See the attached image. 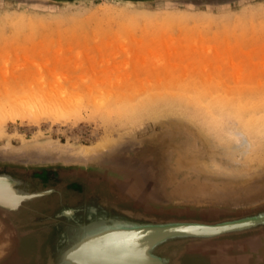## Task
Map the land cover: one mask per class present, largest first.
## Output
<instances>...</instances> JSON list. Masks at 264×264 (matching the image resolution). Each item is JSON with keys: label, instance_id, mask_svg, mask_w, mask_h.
Instances as JSON below:
<instances>
[{"label": "rangeland", "instance_id": "obj_1", "mask_svg": "<svg viewBox=\"0 0 264 264\" xmlns=\"http://www.w3.org/2000/svg\"><path fill=\"white\" fill-rule=\"evenodd\" d=\"M35 95L46 107L57 102L79 113L11 115L10 102ZM0 114V147L81 153L117 146L121 158L100 170L127 181L148 204L205 211L206 222L190 218L201 224L245 216L210 212L264 202V0H0ZM117 205L132 210L130 201ZM161 217L153 222H185L179 214ZM164 245L153 253L179 264L183 245ZM254 245L220 255L264 264V247L255 252Z\"/></svg>", "mask_w": 264, "mask_h": 264}, {"label": "water", "instance_id": "obj_2", "mask_svg": "<svg viewBox=\"0 0 264 264\" xmlns=\"http://www.w3.org/2000/svg\"><path fill=\"white\" fill-rule=\"evenodd\" d=\"M43 1L72 3L86 0ZM119 1L146 3L163 0ZM45 147H49V149L42 152ZM51 147L56 148L52 149ZM117 149V146L108 147L106 145H99L92 148H84L83 152L80 153L75 149L61 146H38L33 144L21 145L15 148L0 147V183L9 184L18 190H22L23 187L28 186V183H36L44 188V190L33 191L34 193L31 194L23 192L21 195L22 198H24L22 204L30 203L33 200L45 196L54 195L53 197L55 200H51L48 205V207H50L49 212L47 211L44 213L41 211L35 213L34 216H40V219H42L41 221H43V217L48 218L51 212L57 213L63 211L70 215V220H66L65 226H63V228L67 230L64 234L66 242H61L59 240L60 237L56 239L57 241L55 244L53 240L52 243L54 246L49 253L50 255L46 254L40 258L33 255L32 264H50L52 260L51 256L54 258V264H163L165 262L167 263L168 260L160 256H154L151 251L157 247L164 248V244L167 243L183 245V253L177 257L179 264H217L218 260L223 262L225 259L220 255V251L222 252L225 249V245L227 244L226 241H230V238L227 237L233 235L232 233H235L236 230L226 231L216 235H175L172 229L166 228V226L171 227L170 224H172V222H165L166 219H164L162 222H157L155 224V218H163L161 216L169 214H179L184 218V220L181 221L185 222L188 220L192 222L193 220H190L191 216L199 215V217L202 218L201 222H206L207 219L203 217V214L207 212L200 210L191 211L178 207H157L142 200L138 192L132 189L129 183L125 181L119 183L120 180H117L114 175L100 170L102 164L113 162L121 158L120 154H123V150ZM46 155H49V157ZM59 156H64L66 158H59ZM51 178H54L55 183H57L56 186L48 185L50 184ZM78 181H83L85 185L89 183L93 184L91 191L94 192L92 195L95 198V206L102 208L105 204L108 208L107 212H104L106 215H126L129 218L133 215L140 219L144 218L145 221L154 222L132 223L124 229H115L108 226L95 229L89 226V224L87 225V223L91 221L89 220L87 222H80V226L77 228L78 230L74 233H70L69 226H73L74 224V220L71 219L74 217L73 212L80 205L85 206L87 202H89L85 189ZM47 185L48 189L45 190ZM61 186H63L64 189H70L72 192L62 194ZM72 194L77 195L78 198L73 199L72 196H70ZM109 195L113 197V201H107V198H104ZM82 196L83 201L79 199V197ZM118 197H124L127 201H130L132 210H140L142 212H135L124 207H116L118 206L117 204L123 202ZM114 203L115 206H111V204ZM3 210L6 212L12 211V209L7 210V208L0 206V213L3 214ZM248 213H257V215L260 213L264 214V202L257 204V206L250 209ZM220 215L221 214L218 216ZM223 216L224 215H221L220 217ZM92 221L96 220L92 219ZM54 229H59V226H55ZM114 232L116 234H112L111 241L118 238L120 240H118V242L116 241V243L106 242L108 238L107 234ZM134 232H143L147 237L143 238L137 244H125V241H122L123 238L130 237ZM59 234L61 235L62 233ZM245 235L247 236L243 237L241 241L242 243L253 242L255 245L252 251L256 252L258 248L264 247V223L257 227L256 230L245 233ZM232 242L236 244L238 239ZM168 247L169 246H167V248ZM164 252L166 253V251ZM191 256H194V258L188 259L187 262L183 261V257Z\"/></svg>", "mask_w": 264, "mask_h": 264}, {"label": "bare ground", "instance_id": "obj_3", "mask_svg": "<svg viewBox=\"0 0 264 264\" xmlns=\"http://www.w3.org/2000/svg\"><path fill=\"white\" fill-rule=\"evenodd\" d=\"M36 96V95H35ZM45 96V95H44ZM27 97V96H26ZM21 98L22 100H20V98H17L14 103L10 102L9 105H11L9 108L10 112H13L11 115H13L14 117H18L20 119L25 120L24 118H32V119H38L37 117H39L40 115H44V114H48V111L50 110L49 114L52 113L54 116L56 117H60V115H66L68 113V115H72L73 110L74 112L76 111L75 109H77L78 107H76L75 109L69 106H66L68 104H61V105H56L58 104L56 102L55 106L49 105L47 104V106L49 105L51 108L46 107V105H42V101H40L39 99H34L32 96H28V98ZM40 98V97H39ZM41 99V98H40ZM49 100V98H48ZM45 101V100H44ZM52 101V100H51ZM55 102V101H54ZM47 103H50L49 101ZM60 103V101H59ZM16 104H20V106L17 109H14ZM44 104V103H43ZM5 111V110H4ZM8 111H6L7 114ZM45 112V113H44ZM47 112V113H46ZM78 112V111H76ZM5 113V112H4ZM79 113V112H78ZM77 113V114H78ZM1 116V114H0ZM3 116V115H2ZM1 116V118H2ZM5 116V115H4ZM3 116V117H4ZM8 116V115H7ZM67 116V115H66ZM54 118V117H53ZM3 119V118H2ZM4 120V119H3ZM14 120V119H12ZM14 122V121H13ZM0 123L2 126V122L0 119ZM26 123V122H25ZM5 124V122H4ZM51 182V181H50ZM33 185H35L34 188L30 189L29 191H25V190H18L17 188L15 189L14 186H11L9 184H5V183H0V206L1 207H5L7 208V210H11L9 212H6L3 210V214H5V216L7 217H14L19 215L22 212L25 211H31L34 210L35 208H31L28 207V203L26 204H22V200L24 198H22V193L23 192H28V193H34L33 191H39L41 189L44 190V188L41 187V185L34 183ZM50 185V184H48ZM48 185L45 188V190L48 189ZM39 186V187H37ZM68 191L70 192H66L67 193H71L72 191L69 189ZM52 196H45L36 200H43V202L45 203L43 207L37 208L39 210H44V209H48L50 207H48L49 202H51V200H55V198ZM123 202H125L124 200H126L124 197H119ZM34 201V200H33ZM127 203V200L126 202ZM110 219V221H109ZM113 220V221H112ZM132 223H152V222H140L138 220V218H135V216H131L130 219H113V218H106L103 219L102 221H92L87 223V225L89 224V226H92L93 228H103V227H111V228H127L129 224ZM169 223V222H168ZM264 223V214L260 213L259 215H257V213H253L251 215H240L239 217L233 219V220H229V221H223V222H218V223H214V224H201V223H193V222H172L171 227L170 226H166V228L172 229L173 233L176 235H188V234H200V235H216V234H220L226 231H232V230H236V232L239 231H244V230H248V229H253V228H257L259 226H261ZM156 224V223H155ZM80 225L79 224H75L71 228V233L76 232ZM234 233V232H233ZM112 234H116L114 233H108V238L106 240V242H112V243H116V241L118 242V239L112 240ZM147 236L143 233H132L130 235V237H125L123 238L122 241H125V244L129 243V244H137L138 242H140L143 238H146ZM128 239V241H127ZM155 249V248H154ZM153 249V250H154ZM153 250L151 251V253L156 256V254L153 253ZM152 256V255H151ZM153 257V256H152ZM154 258V257H153ZM54 258H52V260L50 261V264H54Z\"/></svg>", "mask_w": 264, "mask_h": 264}, {"label": "flooded vegetation", "instance_id": "obj_4", "mask_svg": "<svg viewBox=\"0 0 264 264\" xmlns=\"http://www.w3.org/2000/svg\"><path fill=\"white\" fill-rule=\"evenodd\" d=\"M50 181H51L50 185H53V186L57 185V183H55L53 178H51ZM78 182L85 189V191H86L85 193L87 194L89 202H87V204L85 206L80 205L78 208H76L75 211L73 212V215H74L73 218L79 219L80 222H87L89 220L98 218V214H99V216H101V214H103L104 212L106 213L108 208H107V206H105V204H104V206H102V208L95 206V198L93 197V195L91 193L92 192L91 189L93 187H91V185L86 186L82 181H78ZM61 187H62V189H61L62 194L63 193L66 194V190L64 189V187L63 186H61ZM70 196H72L73 199L78 198V196L75 194H72ZM79 199L81 201H83V196L79 197ZM111 200L113 201V197H111V195H109V199L107 197V201H111ZM107 203H109V202H107ZM111 206H115V203L111 204ZM89 209H93L94 211H90ZM105 213L103 215H106ZM210 213L213 214V216H215V217L218 216L219 214L224 215V216L235 217V216H239L240 214L246 215L248 213V211H242V212L211 211ZM90 214H92L94 216V218L90 217ZM229 214H232V215H229ZM73 220L75 221V219H73ZM181 220H184V219L181 218ZM222 220H224V219H222ZM9 222L11 223V221L9 220V218H7V216H5V215L0 216V264H32L33 256L31 258H29L28 251L29 250L43 251L44 250L43 247H45L44 244L41 243V241L43 239L41 240L40 236L27 235V234L26 235L22 234L23 236L20 237L17 234V231L15 230L14 227H13L14 229L7 228V226H8L7 224ZM56 231H57V234L55 235L54 240H56L58 237H60L59 233H62L63 228L59 226V229H57ZM40 232H42V231H40ZM37 235H40V234H37ZM246 236L247 235H245V234H241V235H238L235 239H232V241H235L236 239H238V242L236 244H235V242L227 241L225 248L226 249L232 248V247L241 248L242 246H244V243H242L241 239H243V237H246ZM46 240H48V239H46ZM56 241H54V244ZM49 243L52 244L51 247L54 246V244L52 242H49ZM47 248H48V245H47ZM233 250H235V249L233 248ZM23 251L26 254H23ZM230 260H232V259L226 258L225 260H223V262H220V260H218L217 264H219V262H220V264H230L229 263Z\"/></svg>", "mask_w": 264, "mask_h": 264}, {"label": "crops", "instance_id": "obj_5", "mask_svg": "<svg viewBox=\"0 0 264 264\" xmlns=\"http://www.w3.org/2000/svg\"><path fill=\"white\" fill-rule=\"evenodd\" d=\"M126 202V200H124ZM90 211H94L93 209H89ZM96 210V209H95ZM49 212L48 209H44V210H39V209H34L31 211H25L20 213L17 216L14 217H7L9 218V220L11 221L13 227L15 228V230L17 231V234L22 237V234H27L28 232H32L34 235L36 236H40L41 237V243L44 244L45 247L44 250L47 251L46 254L50 255V251L51 249H53V247H51L52 244H50L49 242H53L55 235L57 233V231L54 229L55 226H60L63 228V226H65V222L66 220H68L70 218V215L67 213H64L63 211H59L57 213L55 212H51V215L47 218V217H43V221H41L42 219H40V216H34L35 213H39V212ZM90 217L94 218V216L92 214H90ZM106 218H113V219H130L128 216L126 215H120V216H112V215H102L99 216L98 218H95V220H103ZM60 219V220H59ZM71 219H75L74 224H80L79 219L77 218H71ZM70 220V219H69ZM68 220V221H69ZM89 222H92L89 221ZM88 222V223H89ZM47 225V226H46ZM70 229V233H71V228ZM42 231V232H40ZM67 230L63 228L62 234L60 235L59 240L61 242H66V240L64 239V234ZM40 234V235H37ZM42 235V236H41ZM52 236V237H51ZM48 240H46V239ZM56 241V240H54ZM48 248H47V245ZM51 258H53L51 256Z\"/></svg>", "mask_w": 264, "mask_h": 264}]
</instances>
